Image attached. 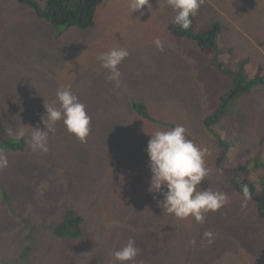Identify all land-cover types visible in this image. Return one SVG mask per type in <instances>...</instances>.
Instances as JSON below:
<instances>
[{"label":"rangeland","instance_id":"rangeland-1","mask_svg":"<svg viewBox=\"0 0 264 264\" xmlns=\"http://www.w3.org/2000/svg\"><path fill=\"white\" fill-rule=\"evenodd\" d=\"M34 1L43 8L46 0ZM149 5L140 15L131 14L129 0H97L93 27L58 33L27 5L0 0V140L23 126L44 130L43 103L61 87L70 86L91 117L84 141L57 122L47 153L31 151L29 128L24 151H4L0 264H119L109 253L129 239L140 252L127 264H264V217L251 200L242 208L230 183V168L239 163L264 184V163L253 160L260 154L264 162V0H202L189 31L200 35L218 26L219 48L211 54L170 32L175 13L167 0ZM114 47L129 51L118 87L98 59ZM238 72L256 85L208 124ZM176 125L208 150L211 171L199 187L229 197L204 223L169 214L158 203L162 195L148 191L150 135ZM217 134L227 145L222 168ZM69 210L83 219L78 240L54 235ZM205 231L214 233L210 245Z\"/></svg>","mask_w":264,"mask_h":264},{"label":"clouds","instance_id":"clouds-1","mask_svg":"<svg viewBox=\"0 0 264 264\" xmlns=\"http://www.w3.org/2000/svg\"><path fill=\"white\" fill-rule=\"evenodd\" d=\"M202 0H167V5L174 13L173 23L181 30L191 27L190 17L195 16ZM151 8L149 0H129V9L133 12L144 13L142 8ZM153 44L158 51L164 50V43L156 37ZM129 51L124 47H114L99 55L100 67L107 72L106 78L114 86L120 85L121 72L119 65L127 58ZM44 115L40 123L44 130L39 127H21L15 131H9L8 135L19 140L25 137L24 128L31 129L29 146L32 152L45 154L49 151L48 139L50 133H55V125L62 122L66 131L74 135L80 141H84L89 135L91 117L87 114L86 106L80 102L70 86L59 88L55 93V99L43 103ZM206 148L198 147L193 140L187 138L186 128L176 125L166 131H155L150 135L146 152L149 158L151 173L150 193H160L163 197L158 203L169 214L183 219L191 216L196 222L204 223L205 214L215 212L229 202V197L222 191H214L210 188L199 187L202 180L209 175L210 169L206 167ZM9 161L3 149H0V169L7 168ZM222 175V170L217 169ZM166 189V191H162ZM243 200L241 207H246L252 199V194L247 185L241 186ZM204 239L210 245L214 242V233L205 231ZM195 245V240L189 242ZM133 239L127 240L123 247L112 251L109 255L119 264L135 261L139 255Z\"/></svg>","mask_w":264,"mask_h":264},{"label":"trees","instance_id":"trees-1","mask_svg":"<svg viewBox=\"0 0 264 264\" xmlns=\"http://www.w3.org/2000/svg\"><path fill=\"white\" fill-rule=\"evenodd\" d=\"M15 1L30 7L36 16L49 22L58 33H64L71 28L82 30L89 29L93 27L95 23L97 0H46L43 8H40L34 0ZM194 17L195 16H192L190 19L193 20ZM168 28L177 38H187L195 41L202 53L211 54L219 48L217 43L218 26L216 24L200 35L190 33L189 29L181 30L173 21ZM213 64L216 68L223 70L221 63L215 61ZM242 76L243 74L240 72L233 74L232 77H234L236 82L235 88L233 87L228 94L220 97L218 110L208 119V124L219 122L224 116L230 100L239 94L249 91L256 85V83L252 84V81L247 82ZM135 108L142 115H145L141 105H137ZM217 136L216 141L221 152L217 158L216 165L222 168L225 156H227V145L219 134H217ZM25 144V138L17 140L14 137H9L0 140V149L4 151H24ZM260 156V154H257L253 158L254 164H257V162H259V164L264 163L260 160ZM230 172L232 173L230 183L233 190L242 196L241 186L247 185L252 194L251 201L255 203L258 214L264 217V184H259L254 180L252 172L247 164L238 163L235 167L230 168ZM257 186L259 189H257ZM82 222L83 219L77 216L72 210L66 211L62 223L53 229L54 235L60 239L78 240L81 236ZM29 250L30 248L25 250L23 257L26 256Z\"/></svg>","mask_w":264,"mask_h":264}]
</instances>
